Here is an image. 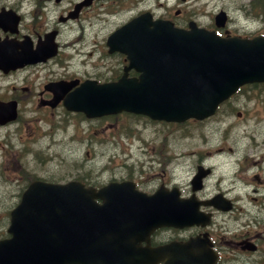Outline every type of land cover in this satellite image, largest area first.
<instances>
[{
	"label": "flooded vegetation",
	"instance_id": "af4514ba",
	"mask_svg": "<svg viewBox=\"0 0 264 264\" xmlns=\"http://www.w3.org/2000/svg\"><path fill=\"white\" fill-rule=\"evenodd\" d=\"M79 1L0 0V204H14L33 179L52 180L31 171L27 157L35 163L41 160L39 125L61 109L53 88L71 77L62 71L67 56L63 28L95 5L126 8L138 3L91 0L74 14ZM155 5L163 9L162 17L177 25L186 26L190 19L189 0H173L170 5L156 0ZM47 33H53L54 53L42 57L39 51L46 52L42 47ZM219 136L223 139L226 133ZM261 151L264 159V144ZM137 152L120 162V181H128L120 187L122 198L132 201L142 197L140 193L157 192L154 199L176 201L184 211L180 225L144 229L128 240L154 249L152 264H175V259L178 264H264V164L251 172L249 148L162 147ZM127 158L132 159L127 163ZM7 171L16 173L9 182ZM8 224L9 216H0V240L11 236Z\"/></svg>",
	"mask_w": 264,
	"mask_h": 264
},
{
	"label": "water",
	"instance_id": "95a60500",
	"mask_svg": "<svg viewBox=\"0 0 264 264\" xmlns=\"http://www.w3.org/2000/svg\"><path fill=\"white\" fill-rule=\"evenodd\" d=\"M215 18L218 25L225 19L223 12ZM107 44L109 52L127 54L123 74L113 82L86 79L68 93L78 80L63 81L57 92L66 108L88 116L125 109L166 120L202 118L239 85L264 80L262 35L220 37L193 23L173 27L145 12L112 32ZM131 67L140 74L127 77ZM29 188L11 211L12 238L0 241V264H124L129 250L118 246L114 232L149 217L122 216L117 207L109 212L92 201L100 194L78 182Z\"/></svg>",
	"mask_w": 264,
	"mask_h": 264
},
{
	"label": "rangeland",
	"instance_id": "374dc122",
	"mask_svg": "<svg viewBox=\"0 0 264 264\" xmlns=\"http://www.w3.org/2000/svg\"><path fill=\"white\" fill-rule=\"evenodd\" d=\"M247 1L190 0L187 14L197 15L198 21L202 24H210L211 14L222 8L229 17L228 28L243 32L248 30L245 27H249L251 31L259 24L251 21L253 11L250 8L248 17L245 8L241 7L246 6ZM155 4L154 0H141L137 7L133 6L129 9L110 8V12H107V8L99 9L95 6L86 11L84 16L70 23L62 31V40L66 43L65 49L71 56L66 58L65 63L69 65L63 67L62 71L84 77L88 75H98L99 78L115 76L121 58L117 54L106 53L104 44L106 35L127 20L137 8L154 7ZM161 10L157 8V12L161 13ZM259 17L258 21H263V15L260 14ZM261 90V88L245 87L232 96L229 101L236 108L232 113L225 115V110L228 108L227 102L221 106L223 107L221 113L211 119L200 124L185 122L180 126H173L172 129L170 127L167 129L168 126L165 123L158 124L150 121L145 123L143 119L132 114L130 115L134 118L120 113L119 118L87 119L78 112H68L62 108L61 115H55L52 118L53 125L49 123L44 125L41 137L42 145H49L54 141L53 144L57 149L51 150L52 145L51 149L45 148V153L42 154L38 163L33 162L28 155L30 170L35 169L39 174L62 180L80 175L92 182H105L109 177L121 175L122 168L116 163L126 154L124 150H129V154L132 155L138 154L139 149H150L154 143L159 144V141H165L170 149L181 151L187 148L200 146L208 148L218 145L243 148L248 139L249 154L254 155L253 159H259L253 165V170H257L261 160L262 138H264V102L260 98L263 96ZM237 110L243 111L242 117L236 116ZM135 125L137 131H135ZM186 128L192 130V137L176 136ZM222 131L227 133L224 140H221L219 136ZM210 132L213 133L209 134ZM204 137L208 138V143L202 142ZM255 137L257 142L254 141ZM185 144L193 146L189 147ZM131 159L127 158L126 162L128 163ZM6 175L9 182L16 173L7 171ZM8 207L11 206L0 204V216L5 215Z\"/></svg>",
	"mask_w": 264,
	"mask_h": 264
}]
</instances>
